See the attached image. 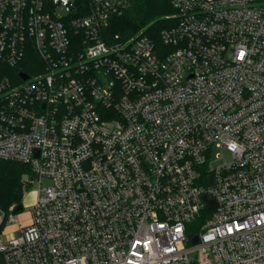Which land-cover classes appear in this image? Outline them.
I'll return each instance as SVG.
<instances>
[{"label":"built area","instance_id":"built-area-1","mask_svg":"<svg viewBox=\"0 0 264 264\" xmlns=\"http://www.w3.org/2000/svg\"><path fill=\"white\" fill-rule=\"evenodd\" d=\"M133 2L0 0V159L38 183L5 264H264V0H170L159 44L112 32Z\"/></svg>","mask_w":264,"mask_h":264},{"label":"trees","instance_id":"trees-1","mask_svg":"<svg viewBox=\"0 0 264 264\" xmlns=\"http://www.w3.org/2000/svg\"><path fill=\"white\" fill-rule=\"evenodd\" d=\"M175 12L170 0H134L131 9L112 23L111 30L124 36L144 32L159 44L162 30L172 23L168 16ZM18 68L0 63V74H8L14 82H18ZM27 174L33 176L28 164L0 159V208L6 213L10 212L13 205L18 207L22 204L23 176ZM0 264H5L2 254Z\"/></svg>","mask_w":264,"mask_h":264},{"label":"rangeland","instance_id":"rangeland-1","mask_svg":"<svg viewBox=\"0 0 264 264\" xmlns=\"http://www.w3.org/2000/svg\"><path fill=\"white\" fill-rule=\"evenodd\" d=\"M140 32V31H139ZM138 33V32H137ZM23 210L21 213L17 214L15 217L16 221L13 223H7L6 229H5V235L4 237L12 236V235H18L20 234L19 225H24L25 223L29 222V215H30V206L32 205L34 201L35 196V190L38 188V183L34 182L32 185L33 176L32 175H24L23 176ZM47 181L45 182V184ZM8 214V213H7Z\"/></svg>","mask_w":264,"mask_h":264},{"label":"water","instance_id":"water-1","mask_svg":"<svg viewBox=\"0 0 264 264\" xmlns=\"http://www.w3.org/2000/svg\"><path fill=\"white\" fill-rule=\"evenodd\" d=\"M20 76H21V78H23V79H27L28 78V75L27 74H20ZM208 201V203H209V207L210 208H213L216 204H215V202H214V200H207ZM23 210V205L21 204V205H19L17 208H16V210H15V212L16 213H18V212H20V211H22ZM198 241H199V239H198V237L196 236V237H194V239H193V243H198Z\"/></svg>","mask_w":264,"mask_h":264}]
</instances>
